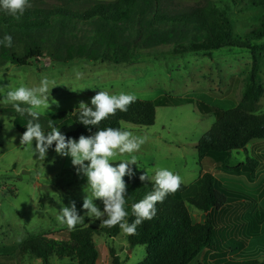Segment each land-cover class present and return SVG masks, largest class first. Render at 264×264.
<instances>
[{
    "label": "trees",
    "instance_id": "1",
    "mask_svg": "<svg viewBox=\"0 0 264 264\" xmlns=\"http://www.w3.org/2000/svg\"><path fill=\"white\" fill-rule=\"evenodd\" d=\"M31 7L16 19L0 10V40L12 37V46L0 44V69L8 65L28 67L41 58L54 63L76 61L123 64L138 55H183L207 53L223 48L245 49L251 56L250 83L240 102L232 108L221 109L191 98L163 96L155 101L136 99L126 112L114 116L97 126L79 122L80 110L39 116L42 129L51 131L49 120L57 128L73 126L66 137L78 140L81 135H93L107 127L123 130V124L139 127L153 126L159 107H178L193 104L203 116L214 115L215 123L196 144L200 165L208 162L216 170L231 175L245 174L252 181L260 166L261 157H247L245 162L230 166L234 151L246 150L254 140H264V112L258 104L264 96L261 68L264 60V14L257 28L237 36L230 19L231 7H218L212 0L176 3L173 0H29ZM241 12L253 8L264 10V0H239ZM235 1L234 3H239ZM92 106V105H91ZM89 106V107H91ZM28 115V114H27ZM0 116L13 118L16 128L24 133L30 119L14 108L0 105ZM30 116V115H28ZM31 117V116H30ZM24 125V126H23ZM52 148L55 149V143ZM120 162H114L118 164ZM133 173L136 165L131 166ZM133 176V175H132ZM131 176V177H132ZM199 191L187 194L181 184L179 190L158 202L156 216L137 226L134 235L126 234L129 249L145 247L146 258L138 264H211L197 258L204 252H241L250 240L257 238L264 220V212L233 221L220 222V213L235 203L245 204L250 196L228 189L211 172H204L197 181ZM154 190V182H133L127 187L126 222L135 220L132 205ZM187 204L205 215V222L194 223ZM243 227L241 238H225L219 232ZM119 225L101 227L90 225L75 227L66 238L51 239L46 235L29 237L23 249L51 264L52 257L72 259L76 264H98V251L94 235L105 232L115 236ZM60 232V231H59ZM111 264H122L111 251ZM218 264H264L257 259L223 260Z\"/></svg>",
    "mask_w": 264,
    "mask_h": 264
},
{
    "label": "rangeland",
    "instance_id": "2",
    "mask_svg": "<svg viewBox=\"0 0 264 264\" xmlns=\"http://www.w3.org/2000/svg\"><path fill=\"white\" fill-rule=\"evenodd\" d=\"M113 1V0H99ZM176 3H193L201 0H173ZM218 7H231L230 19L235 35L243 36L257 28L264 14L261 8L241 12L243 3L239 0H212ZM239 3L235 4L234 2ZM251 56L245 49L223 48L207 53H186L183 55H138L129 63L76 61L54 63L41 58L28 67L0 69V105L14 108L5 103L7 90L24 86L36 88L47 77L54 81L50 101L55 99L59 106L51 104L50 110L36 109L41 116L50 117L56 113L75 111L84 102L91 106V99L100 91L109 94L121 92L136 99L155 101L163 96L191 98L221 109L235 107L250 83ZM264 84V60L261 68ZM21 107H28L21 105ZM258 112H264V96L258 104ZM28 119L32 117L22 115ZM214 115H201L193 104L178 107H159L153 126L139 127L123 124V130L144 138L145 143L133 154H117L111 163L128 160L131 155L137 159L132 177L123 179L129 187L133 182L150 183L140 180L147 172L154 177L157 168H167L179 174L187 194L195 196L199 191L198 179L204 172H211L222 186L244 193L254 199L251 202L235 203L220 213V222L235 221L253 214L264 212V140H254L246 150L234 151L230 166L245 162L247 157L260 155L261 163L255 178L250 181L245 174L231 175L216 170L208 162L200 165L196 144L215 123ZM42 126V122L38 120ZM24 126V125H23ZM65 136L73 126L59 128ZM45 131V135H47ZM21 133L13 118L0 116V264H43L42 260L23 249L29 238L46 235L51 239L66 238L68 229L57 217L63 207L75 203L76 212L84 220L76 227L96 225L104 227L101 219L90 218L83 208V201L91 192L85 188L87 177L73 166L70 156H61L52 146L46 158L39 159L32 145H21ZM87 164V162H85ZM87 192H85L84 191ZM101 211V199H93ZM194 223L205 222V215L187 204ZM243 227L219 230L225 238H241ZM60 231V232H59ZM94 242L98 251V264H111V251L116 253L122 264H138L146 258L145 247L129 249L126 234L120 230L115 236L104 231L95 234ZM264 260V220L257 238L249 241L244 251H225L221 254L204 252L197 258L211 264L223 260ZM51 264H76L72 259L59 260L52 257ZM195 261L192 263L194 264Z\"/></svg>",
    "mask_w": 264,
    "mask_h": 264
},
{
    "label": "clouds",
    "instance_id": "3",
    "mask_svg": "<svg viewBox=\"0 0 264 264\" xmlns=\"http://www.w3.org/2000/svg\"><path fill=\"white\" fill-rule=\"evenodd\" d=\"M30 7L29 0H0V10L16 19H19ZM0 44L11 47L12 37L5 35L3 40H0ZM54 86H56L55 82L45 77L41 80L39 87L21 86L3 92L5 103H11L17 113L28 114L32 117L26 125V131L21 136L20 144L33 146V141H35L34 153L38 154L39 159L44 160L48 149L55 143V152L61 156H70L73 166H76L78 172H82L87 177L85 188L91 192V197L86 195L83 201V208L87 210L86 215L90 218L95 217V219L106 217L102 219L103 226L119 225L125 234L134 235L138 225L156 216L155 205L158 202L162 203L169 194L179 190L182 184L181 176L167 168H157L154 177L151 178L147 172L141 175L139 177L141 181L151 179L154 182V190L132 205L135 220L131 224L127 223L125 218L128 213L124 207L127 186L123 178L133 175L131 166L137 165V159L135 155H131L130 159L118 164L110 161L117 154H133L139 151L145 139L127 130L107 127L99 129L90 136L81 135L76 140L62 134L59 128L53 125L51 119L49 120L51 131L45 135L38 122L40 113L36 109L43 108L49 111L51 104L59 106L58 101L49 99L50 91ZM135 100L136 97L131 94L123 92L109 94L107 91H100L91 99V107L84 102L79 104V122L85 126H97L110 116H114L118 110L126 112ZM22 104L28 107H21ZM93 199L102 200L103 211L94 205ZM60 213L57 220L66 225L70 231L84 220L77 214L74 202L71 207H63Z\"/></svg>",
    "mask_w": 264,
    "mask_h": 264
}]
</instances>
